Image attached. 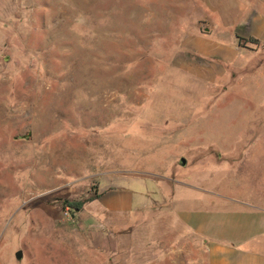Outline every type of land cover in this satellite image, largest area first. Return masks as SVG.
Segmentation results:
<instances>
[{
	"label": "rangeland",
	"instance_id": "1",
	"mask_svg": "<svg viewBox=\"0 0 264 264\" xmlns=\"http://www.w3.org/2000/svg\"><path fill=\"white\" fill-rule=\"evenodd\" d=\"M255 31L264 0H0V264H208L264 208Z\"/></svg>",
	"mask_w": 264,
	"mask_h": 264
},
{
	"label": "crops",
	"instance_id": "2",
	"mask_svg": "<svg viewBox=\"0 0 264 264\" xmlns=\"http://www.w3.org/2000/svg\"><path fill=\"white\" fill-rule=\"evenodd\" d=\"M257 39L259 44L264 45V32L255 31L250 34ZM97 200L105 212L112 215L121 213V210H132L133 193L130 190H123L118 194L107 191L99 194ZM93 201V200H92ZM91 201V202H92ZM249 208H254L259 212H247V215L240 222H236L237 228L231 236H222L219 239H211L209 243H205L208 264H264V251L253 246V242H259L257 236L264 233V208L261 206H251L245 204ZM120 211V212H119ZM262 213L259 215V213ZM125 214V213H124ZM186 224L190 223L189 218H181ZM211 219H205L200 222L192 223L194 233L201 236L202 234L212 235ZM219 222V221H218ZM218 222H215L217 224ZM227 238V239H226Z\"/></svg>",
	"mask_w": 264,
	"mask_h": 264
},
{
	"label": "trees",
	"instance_id": "3",
	"mask_svg": "<svg viewBox=\"0 0 264 264\" xmlns=\"http://www.w3.org/2000/svg\"><path fill=\"white\" fill-rule=\"evenodd\" d=\"M97 197H99L98 194L94 195L93 197H89V198H87L85 200L84 199H80V200H64V205L66 207H70V208H72L74 210L80 211L82 209L83 204L86 201H90V200H92L94 198H97Z\"/></svg>",
	"mask_w": 264,
	"mask_h": 264
},
{
	"label": "water",
	"instance_id": "4",
	"mask_svg": "<svg viewBox=\"0 0 264 264\" xmlns=\"http://www.w3.org/2000/svg\"><path fill=\"white\" fill-rule=\"evenodd\" d=\"M179 163L181 165H184L186 163V159L184 157H181L180 160H179ZM14 256L17 258V259H21L22 257V250H17L14 254Z\"/></svg>",
	"mask_w": 264,
	"mask_h": 264
}]
</instances>
